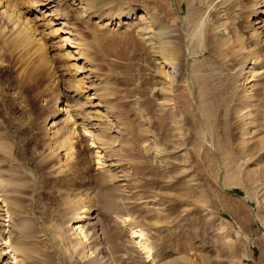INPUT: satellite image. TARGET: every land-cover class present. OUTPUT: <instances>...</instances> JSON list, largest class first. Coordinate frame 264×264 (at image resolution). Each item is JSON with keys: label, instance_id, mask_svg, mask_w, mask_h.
Masks as SVG:
<instances>
[{"label": "rangeland", "instance_id": "obj_1", "mask_svg": "<svg viewBox=\"0 0 264 264\" xmlns=\"http://www.w3.org/2000/svg\"><path fill=\"white\" fill-rule=\"evenodd\" d=\"M15 1L21 8L38 0ZM72 1L55 0L53 9L66 14L71 36L92 57L67 60L60 55L62 47H54L59 87L67 92L55 90L68 93L71 104H81L82 98L70 92L76 73L69 64L91 67L96 107L86 106L83 112L95 113L97 119L90 122L104 148L95 143L89 153L82 135L74 140L72 158L62 171L48 159L38 117L45 111L52 72L44 69L30 80L26 75L28 82L24 77L20 83L16 58L25 51L9 47L1 34L0 180L5 196L17 205L11 237L0 232V264H208L205 255L216 258L211 264L258 263L264 243L259 203L248 197L252 221L246 225L222 205L224 198L247 192L237 185L223 188L217 155L222 138L240 133L236 109L264 98V79L253 90L249 68L242 71L240 58H233L238 38L251 45L247 0H81V8ZM27 14L39 29L52 27L44 26L51 16ZM125 14L135 18L133 24L119 22ZM102 16L113 18L111 26L98 22ZM209 23L218 28L209 30ZM138 24L148 25L157 38L173 34L183 50L188 44L192 54L186 64L170 74L161 72L157 49L135 32ZM216 29L218 38L230 40L214 51L207 45ZM47 36L48 44L58 39ZM80 116L84 119L78 123L89 122L87 115ZM235 147L231 142L234 153ZM96 150L103 164L95 162ZM250 167H264V154ZM83 209L91 237L86 247L75 250L72 225ZM7 215H0V229L10 223ZM238 235L254 251L243 263L226 248ZM140 238L151 251L137 242Z\"/></svg>", "mask_w": 264, "mask_h": 264}, {"label": "bare ground", "instance_id": "obj_2", "mask_svg": "<svg viewBox=\"0 0 264 264\" xmlns=\"http://www.w3.org/2000/svg\"><path fill=\"white\" fill-rule=\"evenodd\" d=\"M54 1L55 0H38L36 2L37 4L34 5L30 0L31 3L22 5L20 8V5L18 6L19 2L15 0H0V35L2 34L5 36L6 43L9 47H23L25 51V55L24 52H22L24 57L20 56L16 58L18 63L16 66L18 67L19 74L21 75V77H18L20 83L24 81V77H26L28 82V79L30 80L29 76L31 75L37 76L38 78L41 76V74H43L44 69H49L50 72H52V84H50L51 89H49L48 95L45 97L43 96L44 98L42 97L44 102L42 105L45 106L43 107L45 111L40 113L38 120L42 124L46 134V140L44 142L45 146L43 147L47 151L46 156L52 162H58L59 170L62 171L63 168L69 164L72 158V148L74 147L73 144L76 138H82V135L87 136L86 146L89 153H91L89 149L93 147L95 143H99L98 147H104L100 145V139L102 137L100 138L99 134L94 132L92 129L94 128V124L90 122L97 119L95 118V113L92 110L83 112V109L86 106L87 108L96 107L93 101V96L90 94V90L93 88L90 79L92 78L93 71H91V67L87 68L85 65H78L77 61L78 59H85V61H87L89 57L91 58L92 56L91 54H85L86 51L84 52L82 44L75 40L78 37L75 38L76 36H71L73 34V29L71 28L72 26L68 24L66 19L67 17H65L66 14L55 12L53 9L55 6ZM228 1L230 0H225L224 2ZM234 1L237 4V1ZM246 2L247 11L245 17L248 20V28L251 27L250 35H248L251 45H244V39L238 38L232 52L233 55H237V57L233 58L236 60L240 58V69L242 71L244 68H249L247 73H249V77L252 78L251 80H255V82H253L250 87L256 91L258 89L260 80L262 78L264 79V18L262 17V15H264V0H247ZM72 3L75 5L79 4L80 6L78 5V7H82L81 0H73ZM42 7H47L49 10H51V12L43 11L41 9ZM32 11L33 13H36L35 16L39 13H41L40 16H51L49 21H44V26L49 24L52 26L51 28L47 26L50 29L49 31H46V29H39V27H37L38 25L34 26L35 24L31 21L33 18L31 19V17H29L27 14ZM130 15L131 14H125L123 16L124 21L120 17L121 20L119 19V22H131L133 24L135 18L133 19V17ZM112 21L113 18L111 16H102L98 22L105 27L107 25L111 26ZM56 22L60 24L59 27L53 26L52 23L55 24ZM160 24L159 26L161 27L162 24ZM207 27L209 30H214L216 26L213 27L212 23H209ZM127 30H129V28ZM216 31L217 29L215 32ZM135 32L141 37V39L146 40L157 49L156 59L160 66L161 72L163 71L164 74L173 73L176 71L178 66L182 64L185 65L190 53L192 54L188 44L187 48L184 50L175 44L172 36L173 34H160L157 38L154 35L152 28L146 24L136 25ZM218 33L219 32H216L214 40H210L211 42L207 45L210 49L213 47L214 51L217 50V48L219 49L221 45L225 43V41L227 42L230 40V37L226 39L223 38L224 40L218 38ZM44 35L47 38H49L47 35H50L53 39H58L53 41L51 44H48L43 40ZM83 42L84 41H81V43ZM56 46L62 47V53L60 54L61 56L68 58L67 60H77L76 63L69 64L73 67L76 73H74L75 75L73 80H71V85L73 86L72 89H70V92H74L76 96L82 98V102L79 105L70 103L68 100L70 97L66 98L68 93H64L63 95V92H58V94L56 93V87L65 90L64 86L59 87L60 73L59 69L56 68L57 65L53 62L55 53L52 54V52ZM88 46H86V48ZM11 49H13V47ZM23 49L21 48L17 50ZM87 49L90 50L89 48ZM85 57H88V59ZM246 78L248 79V77ZM261 85L264 88V82ZM65 92H67V90H65ZM254 94L255 93L253 92V94L251 93L249 95L254 97ZM259 103L255 102L248 104L242 108L238 106L239 108L235 111V117L240 133L237 137L232 139L229 137L222 138L220 142V148L219 150L217 149L219 174L221 173L222 176L221 182L223 188L225 189L232 185H237L243 187L247 192L246 196H242L241 198H224L222 202V205L227 206L226 208L228 211L239 221L241 225H246L247 222L249 223L252 221L251 210L248 208V197H252L255 198L259 203V213L261 215V219L259 216L258 219L264 226V167L259 169L256 167H250L251 164L255 163L259 159L261 154H264V98L262 100L259 99ZM209 107L210 103L209 105L207 103L206 111L208 112L211 111ZM243 108L247 109L242 110ZM80 115H87L89 117V122L85 123L83 121L82 123H78V118L81 117ZM83 119L84 118H82V120ZM79 127L81 131L78 129ZM231 142L236 145V153L232 152L230 149ZM1 146L4 145L0 142V147ZM99 154H101V151L96 150L93 152L94 160H96L95 162H97V164H103L102 160L99 161L101 159V155ZM260 186H263V191L258 189ZM253 189L258 190L253 192ZM16 201H18V199H16ZM231 203L232 207H230ZM16 205L17 204L5 196L4 190L2 188V181L0 180V215L2 216L4 214H8L7 216L10 217L7 220L10 221V223L3 224L4 227L0 229V232L4 234L6 232L9 233V237H11L14 230L13 226L15 225V216L13 217V214ZM85 213H87L86 209H83L81 212H76L74 216L72 229L76 231L75 243L73 245L75 250L86 247L87 241L91 237V232H89L90 234L88 233L89 226L87 223H84L85 219L89 217L83 215ZM5 225L10 226L11 228L6 230ZM8 238L5 243H8ZM242 239L243 238L238 235L234 240L229 239L226 244L227 252L229 255L233 256V259H236L235 261L238 263H243L245 259L252 256L254 257V255L251 253L254 251L252 250L250 252L251 249H248L249 244L247 242L246 244L242 242ZM137 242L147 249V251H151V249H149L147 246L148 244H146L142 238H140ZM19 247L22 250L25 249L23 245H19ZM260 247V258L256 264H264V243H262ZM84 252L85 251H83L82 254ZM13 258L16 259V256H13ZM205 259L208 264H211V262L216 258H211L210 256L206 257L205 255ZM18 263V260H16L14 264Z\"/></svg>", "mask_w": 264, "mask_h": 264}]
</instances>
